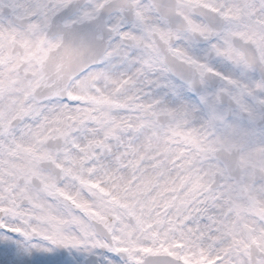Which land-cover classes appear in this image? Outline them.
Listing matches in <instances>:
<instances>
[{"label": "snow or ice", "instance_id": "6c2138e0", "mask_svg": "<svg viewBox=\"0 0 264 264\" xmlns=\"http://www.w3.org/2000/svg\"><path fill=\"white\" fill-rule=\"evenodd\" d=\"M0 3V264H264V0Z\"/></svg>", "mask_w": 264, "mask_h": 264}, {"label": "clouds", "instance_id": "9594fccd", "mask_svg": "<svg viewBox=\"0 0 264 264\" xmlns=\"http://www.w3.org/2000/svg\"><path fill=\"white\" fill-rule=\"evenodd\" d=\"M22 15V11L19 7L10 8L0 3V22L8 23L15 21L17 16ZM66 42H76V37L74 34H69L65 37ZM105 47V40L102 37L97 36L94 40L90 42L88 47L83 51L81 62L73 67L72 71L74 73V77L79 75L80 72L87 74L89 72H94L98 68H107L110 74L119 75L123 71V64L117 57H111L104 63V57L101 55L103 49ZM97 87L103 89L105 87V81L100 79L97 81ZM203 116L201 111H193L190 123L199 128L200 120ZM244 128H248L257 133L264 131V123L259 121L256 122L255 125L250 126L245 123ZM226 130L221 128V134H223ZM243 175L252 182L259 181L260 187L264 188V169L256 170L251 169L247 172H243Z\"/></svg>", "mask_w": 264, "mask_h": 264}]
</instances>
